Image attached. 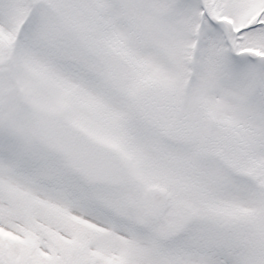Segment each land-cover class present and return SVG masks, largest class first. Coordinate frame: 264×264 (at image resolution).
<instances>
[{"label": "snow or ice", "instance_id": "1", "mask_svg": "<svg viewBox=\"0 0 264 264\" xmlns=\"http://www.w3.org/2000/svg\"><path fill=\"white\" fill-rule=\"evenodd\" d=\"M0 264H264V0H0Z\"/></svg>", "mask_w": 264, "mask_h": 264}]
</instances>
